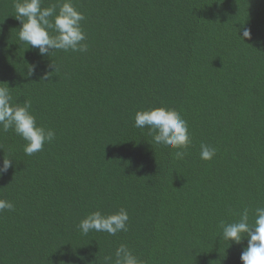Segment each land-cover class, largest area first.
<instances>
[{"label": "trees", "instance_id": "trees-1", "mask_svg": "<svg viewBox=\"0 0 264 264\" xmlns=\"http://www.w3.org/2000/svg\"><path fill=\"white\" fill-rule=\"evenodd\" d=\"M73 3L88 51L41 56L18 39L14 0H0V84L56 134L28 156L0 131V167L13 159L0 199L15 205L0 212V264H113L120 244L144 264H243L247 237L224 240L220 222L264 207V0ZM160 106L188 122L184 159L134 126ZM121 207L126 232L77 227Z\"/></svg>", "mask_w": 264, "mask_h": 264}, {"label": "clouds", "instance_id": "clouds-1", "mask_svg": "<svg viewBox=\"0 0 264 264\" xmlns=\"http://www.w3.org/2000/svg\"><path fill=\"white\" fill-rule=\"evenodd\" d=\"M42 4L43 0H14V16L22 25L18 33L19 41L38 49L41 56L49 55L54 50L86 53L89 46L82 27L85 16L77 9L73 0H57L48 7H42ZM250 36V31L245 29L240 37L244 40ZM54 68L56 69V65ZM33 70L30 68L28 74L31 75ZM12 101L9 85L0 84V131L8 132L11 129L21 137L25 141L23 151L28 156L42 151L46 143L55 139V131L38 124L30 100L15 104ZM134 126L141 129L147 127L155 144L176 150V159H184L192 143L188 122L174 108L160 106L138 110ZM215 154V148L201 144L202 160H211ZM12 160L4 158L0 175L12 166ZM14 209L15 205L11 201L0 199V212ZM254 217V221L250 223L249 210L245 208L237 221L220 222L224 240L240 244L247 237V245L240 255L243 264H264V207H257ZM128 220L129 214L123 207L108 215L96 210L80 220L77 227L83 235L95 231L114 236L128 230ZM105 259L113 261L111 256ZM113 264L144 262L127 245L120 244L114 252Z\"/></svg>", "mask_w": 264, "mask_h": 264}]
</instances>
